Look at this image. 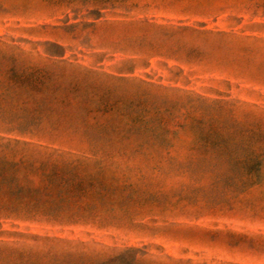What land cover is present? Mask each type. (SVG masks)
<instances>
[{
    "label": "rangeland",
    "instance_id": "374dc122",
    "mask_svg": "<svg viewBox=\"0 0 264 264\" xmlns=\"http://www.w3.org/2000/svg\"><path fill=\"white\" fill-rule=\"evenodd\" d=\"M263 3L0 0V94L10 70L49 78L43 93L0 97L5 112L38 116L19 134L0 111V264L127 247L163 262L264 264ZM75 160L86 220L6 210L34 198L18 188L40 184L39 163Z\"/></svg>",
    "mask_w": 264,
    "mask_h": 264
},
{
    "label": "trees",
    "instance_id": "16d2710c",
    "mask_svg": "<svg viewBox=\"0 0 264 264\" xmlns=\"http://www.w3.org/2000/svg\"><path fill=\"white\" fill-rule=\"evenodd\" d=\"M264 8V3L262 5ZM48 77H40L36 79L31 73H19L14 70H10L4 86V92L0 94L2 99L18 98L21 93V89H26L27 93H43L41 86L44 84ZM29 95V94H27ZM32 98V97H31ZM45 100L34 101V104L38 107L45 103ZM2 113H5L7 120H19L16 128L14 129L19 134H30L29 126L34 124V121L38 119L37 115H31L25 109H21V114L13 112H5L0 108ZM36 111V110H34ZM37 112V111H36ZM38 114V113H37ZM133 122L142 123L146 126L144 121V115L141 113L135 114L131 117ZM159 122V119H152ZM152 121V122H153ZM146 132L153 133L155 127L145 128ZM16 143L19 141L15 140ZM26 144V143H21ZM252 153L248 154V158L243 161L246 173H250L254 167V161L252 160ZM73 163V165H72ZM72 163H48L41 162L39 167L35 168L34 172L39 173V185L37 187H30L27 185L20 186L19 191L31 194L34 198L28 202L15 205L12 208H6L7 211L20 212L23 214H42L53 218H63L65 222L76 223L86 220L85 216L76 215L78 211L83 210L80 200L85 196L88 187L84 184L83 178L79 176V169L81 166V160H75ZM30 168V164L26 165ZM20 183H32L24 175L20 180ZM71 205L69 209L71 213L68 215H58L59 211L65 210L66 206ZM67 210V209H66ZM61 264H77L65 261ZM78 264H189L188 262H182L180 260H172L167 257V262L159 261L157 258L149 255L144 248L127 247L115 255L98 258L96 260L81 262Z\"/></svg>",
    "mask_w": 264,
    "mask_h": 264
}]
</instances>
